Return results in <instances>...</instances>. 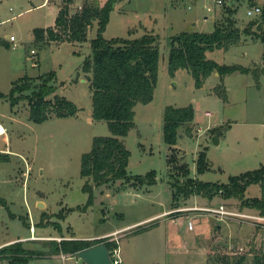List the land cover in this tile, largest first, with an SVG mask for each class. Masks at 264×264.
Segmentation results:
<instances>
[{
    "label": "rangeland",
    "instance_id": "rangeland-1",
    "mask_svg": "<svg viewBox=\"0 0 264 264\" xmlns=\"http://www.w3.org/2000/svg\"><path fill=\"white\" fill-rule=\"evenodd\" d=\"M44 1L0 0V121L9 129L12 149L7 160H0V242L31 235L33 224L36 236L73 235L83 239L121 228L112 236L118 238L123 264H215L220 254L245 252L250 253V261L255 253L264 251L257 240L264 235V225L253 218L222 219L193 209L197 205L225 204L229 209L258 213L257 208L243 205L242 198H228L221 193L213 198L196 193L176 198L170 175L173 164L168 163L175 154L177 162L188 164L189 176L219 183L264 165L261 37L243 32L242 40L229 49L206 52L208 58L220 63L242 64L255 72L236 70L223 80L213 74L198 87L188 68H180L175 74L168 69L173 34L212 31L217 22L227 19L234 20L241 29L252 27L258 32L263 29L257 27L260 21L256 24L261 12L248 11L255 6L253 1L262 5L264 0H235V6L230 5L231 0L114 2L104 31L106 37H136L154 31L160 40L154 97L136 105V125L121 137L131 151L129 175L145 177L155 170L156 180L141 183L134 178L117 179L94 184L91 191L84 189L87 178L81 174L82 155L91 150L96 136L111 134L106 120L93 118L91 73L84 68L85 59L92 53L91 40L98 33V22H94L85 41L37 43L34 28L54 25L64 4L63 0ZM85 2L103 6L107 0H74L71 11L80 10ZM10 35L16 37L15 42ZM31 49L39 54L37 64H33ZM24 75L34 77L37 84L48 78L53 87L49 97L65 95L78 105L79 112L70 116L52 114L42 122L32 120L28 99L19 92L11 95L14 81ZM215 84L218 90L227 88V101L216 94ZM25 93L31 94L32 89ZM191 103L196 110L191 131L180 127L178 142L170 149L163 130L165 107ZM200 126L203 131H199ZM214 135L219 136L218 142ZM202 151L206 152L207 167L200 171L198 158ZM255 196H264L262 182L247 186L244 197ZM39 200L46 203L39 205ZM160 212L163 214L152 217ZM190 219L195 223L193 229L188 227ZM231 229L247 230L251 238L241 245L229 236ZM48 241L33 238L22 242L26 248L48 253L52 249ZM66 261L86 264L77 255ZM0 264L10 263L0 259Z\"/></svg>",
    "mask_w": 264,
    "mask_h": 264
},
{
    "label": "trees",
    "instance_id": "trees-1",
    "mask_svg": "<svg viewBox=\"0 0 264 264\" xmlns=\"http://www.w3.org/2000/svg\"><path fill=\"white\" fill-rule=\"evenodd\" d=\"M59 14L54 25L47 27H35L34 38L37 43L44 44L50 41L58 42H82L88 37L90 28L94 22H98V33L91 40L92 53L85 59L84 68L91 73L93 118L106 120L111 134L96 136L91 150L82 155L81 174L87 178L84 189L93 190L94 184L100 185L117 179L137 182H155V170L149 171L144 177L131 176L128 173V165L131 151L121 137L128 134L136 125L135 107L139 102L147 103L154 97V91L159 79L160 40L157 34L145 32L136 37H112L104 35V31L110 20V14L116 0H107L103 6L85 2L80 10L71 11V3L74 0H63ZM231 6L236 5L235 0L230 1ZM253 5H258L253 1ZM219 21L212 31L183 30L171 36L168 56V69L175 74L180 68H188L195 78L198 87L203 86L206 79L218 72L223 80L224 76L236 70L253 71L242 64L220 63L207 57V50L214 48L229 49L231 45L242 40V33H257L264 43V3L261 5V21L263 29L255 31L249 27L241 29L236 26L234 20ZM1 41V40H0ZM264 69V67H263ZM264 73V72H262ZM259 78L258 73H256ZM218 84L214 87L216 94L223 100H228L227 88L218 90ZM32 89V93H25ZM19 92L21 97L28 99L30 104V118L36 122L48 119L52 114L57 116L76 115L80 108L65 95H55L53 87L48 84V78H43L39 84L36 79L24 75L14 81L11 95ZM18 97V96H17ZM196 110L194 105L175 106L169 104L164 110V138L173 148L179 137L180 127L187 132L191 131V123L194 121ZM8 153H0V160H7ZM172 165L170 175L173 177L171 186L176 198L201 194L213 198L218 194L225 197H239L243 199V205L257 208L264 214V196L245 198L247 186L252 182H262L264 185V165L253 171L241 175L230 176L227 183L203 181L189 176L188 164L177 162L175 154L168 158ZM207 167L206 152L202 151L198 158V168L203 171ZM61 240L51 239V254H71L105 242L110 249L118 246L116 240L109 237L96 238H65ZM45 251L29 249L24 246L22 240L14 241L0 247V259L8 260L10 264H29L35 257L45 256ZM250 253L220 254L214 259L215 264H264V251L253 255L248 261Z\"/></svg>",
    "mask_w": 264,
    "mask_h": 264
},
{
    "label": "built area",
    "instance_id": "built-area-1",
    "mask_svg": "<svg viewBox=\"0 0 264 264\" xmlns=\"http://www.w3.org/2000/svg\"><path fill=\"white\" fill-rule=\"evenodd\" d=\"M222 0H219V2H221ZM250 14H253L254 12H261V5H255L253 8L249 9L248 11ZM10 40L15 42L16 41V37L14 35H10ZM14 46H16V43H14ZM31 58L34 63H39V54L37 52V50L35 49H31ZM208 114V113H207ZM211 114V113H209ZM208 114V115H209ZM211 116V115H209ZM199 131H203V128L200 126ZM9 129L8 127L2 122L0 121V153H11L12 149L10 147V139H9V135H8ZM4 144V146H3ZM193 209H198V210H204L206 212H210L214 215H218L220 216L222 219L224 218H228L230 216H238V217H249V218H253L252 220H254L257 223H261L264 225V214H261L260 212L258 213H248L245 211H241V210H233V209H229L228 207H226L225 204H221L217 207H213V206H194ZM195 226V223L192 219L189 220L188 223V227L189 229H193ZM31 229L32 231H34V225H31ZM104 237H109L110 240H116L118 242V238L117 237H113L112 234H108L105 235ZM63 237H60L59 240H61ZM119 243V242H118ZM111 250V255H112V259L114 261L115 264H123V260L120 254V247L115 246L113 247V249Z\"/></svg>",
    "mask_w": 264,
    "mask_h": 264
},
{
    "label": "crops",
    "instance_id": "crops-1",
    "mask_svg": "<svg viewBox=\"0 0 264 264\" xmlns=\"http://www.w3.org/2000/svg\"><path fill=\"white\" fill-rule=\"evenodd\" d=\"M47 0H45L44 2H46ZM146 32H149V31H146ZM152 33L155 34L154 31H151ZM145 33V32H144ZM143 33V34H144ZM214 75H217L219 76V73L218 72H214L213 73ZM211 74V75H213ZM220 78H218V81H219ZM217 81V82H218ZM216 85V84H215ZM214 85V86H215ZM91 120V119H90ZM40 202V200L38 201V203ZM46 203V202H44ZM165 212V211H163ZM163 212H160L152 217H156V216H159L161 214H163ZM151 217V218H152ZM124 228V227H122ZM223 229L225 228V226L222 227ZM232 228V227H231ZM243 228V227H242ZM121 228L119 229H116V230H112L110 232H107V233H104L102 235H97V236H93V238H96V237H104L105 235H108V234H112V233H116L117 231H119ZM33 233L31 235H27V236H23V237H18V238H13V239H7L5 240L4 242H0V247L5 245V244H8V243H11V242H14V241H18V240H22V241H26V240H31L33 238H39V239H42V240H51V239H57L59 240L58 238L62 237V236H57V235H52V234H39L38 236H36V227L34 226V231H32ZM229 236L231 238H233V241H237L238 243H241V245H246L247 241L251 238L247 232V230L243 231V230H233L231 229L230 230V233H229ZM65 237H68V236H65ZM64 238V237H63ZM258 242H259V245L264 249V235L263 237L260 236V238L258 237ZM232 241V242H233ZM47 245V243H46ZM48 252V251H47ZM50 252L46 253L45 256H41V257H35V258H32L29 262V264H55L54 260H60L62 262V264H68L67 263V259L69 257H71V254H65V253H60V254H49ZM47 262L43 263L41 262V260H44ZM6 260V259H5ZM251 261V260H250Z\"/></svg>",
    "mask_w": 264,
    "mask_h": 264
},
{
    "label": "water",
    "instance_id": "water-1",
    "mask_svg": "<svg viewBox=\"0 0 264 264\" xmlns=\"http://www.w3.org/2000/svg\"><path fill=\"white\" fill-rule=\"evenodd\" d=\"M257 27L258 29L262 28L261 21ZM214 141H219L218 135H214ZM38 204L44 205V202L40 201ZM76 255L80 257L86 264H115L112 259L111 250L105 242L88 247L78 252Z\"/></svg>",
    "mask_w": 264,
    "mask_h": 264
}]
</instances>
